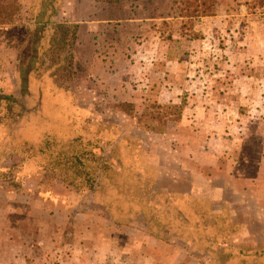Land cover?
<instances>
[{"label": "rangeland", "instance_id": "obj_1", "mask_svg": "<svg viewBox=\"0 0 264 264\" xmlns=\"http://www.w3.org/2000/svg\"><path fill=\"white\" fill-rule=\"evenodd\" d=\"M178 1L17 0L0 23V264H264V0Z\"/></svg>", "mask_w": 264, "mask_h": 264}, {"label": "trees", "instance_id": "obj_2", "mask_svg": "<svg viewBox=\"0 0 264 264\" xmlns=\"http://www.w3.org/2000/svg\"><path fill=\"white\" fill-rule=\"evenodd\" d=\"M177 4L182 5L181 10H184V11H189L190 7H192L193 10L191 11L194 13H198V15H210L213 12L212 8H214L213 2H210L209 0H179ZM19 9H20V6L17 0H11V1L0 0V23L5 24V23L11 22L13 15L16 13V11H19ZM72 33L73 34L76 33V30L73 31ZM1 95L2 94H0V101L4 103L7 109H10L11 106L16 103V100L13 95H9V94H3L2 96ZM123 105L133 106V104L129 102L123 103ZM157 105L159 108H165V112L162 114H158L157 116L153 114H151L150 116H153L151 118H155L158 120L160 119V121L163 118H167L169 111L175 112L181 109V105H177V104H169L165 106L163 105L161 106L160 104H157ZM178 115L179 116L181 115L180 111ZM56 161H57V165H62L64 162L62 160H56ZM76 161L70 160L71 170L75 171L78 177H82V182L85 186L91 187L93 181L89 175V172L86 171L84 167L80 166V162L77 163Z\"/></svg>", "mask_w": 264, "mask_h": 264}, {"label": "crops", "instance_id": "obj_3", "mask_svg": "<svg viewBox=\"0 0 264 264\" xmlns=\"http://www.w3.org/2000/svg\"><path fill=\"white\" fill-rule=\"evenodd\" d=\"M199 17H201V18H204V17H207V15H199ZM149 19H153V18H149ZM164 19V18H163ZM134 19H131V18H128V19H125L124 20V22L123 21H121V19H119V20H114L115 21V24H113V26H115L116 28V30H118L119 29V27L122 25V24H132L134 21H133ZM96 23H103V22H105V21H107V20H103V19H101V20H94ZM130 22V23H129ZM117 23V24H116ZM118 23H120V24H118ZM114 35H116L117 33L116 32H114V30L113 31H111ZM111 32H110V34H111ZM79 34L81 35V32L79 31ZM85 35H89V36H91L92 38H93V41L94 42H98V39H100V37H103L104 35H107V33L105 34L104 32H102V31H98V32H85ZM97 43L95 44V47H97ZM112 46H114L115 47V45L113 44V43H110L108 46H107V48H110V49H112L113 50V48H112ZM156 53H157V55H158V50L156 51ZM163 52L161 51V54H162ZM194 54H197V53H202L201 51H200V49L199 50H196V51H194L193 52ZM204 53H205V51H204ZM166 56L167 57H165V59H166V65H167V70H169L170 72H171V75H174V74H176V70H178L179 69V67L181 66V63H180V57H176V56H173V57H171V54H172V52H169V50H167L166 51ZM159 57V56H158ZM156 59H158V58H156Z\"/></svg>", "mask_w": 264, "mask_h": 264}]
</instances>
